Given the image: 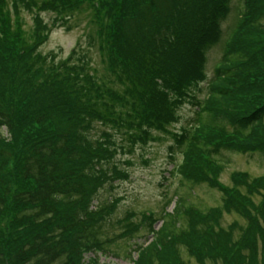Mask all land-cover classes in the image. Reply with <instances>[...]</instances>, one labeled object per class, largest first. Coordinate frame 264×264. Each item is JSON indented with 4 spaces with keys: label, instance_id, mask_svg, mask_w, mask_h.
<instances>
[{
    "label": "trees",
    "instance_id": "trees-1",
    "mask_svg": "<svg viewBox=\"0 0 264 264\" xmlns=\"http://www.w3.org/2000/svg\"><path fill=\"white\" fill-rule=\"evenodd\" d=\"M230 2L0 0V264H84L86 252L118 257L101 235L117 201L100 195L128 179L118 156L129 150L109 132L94 138V126L132 148L177 122L206 80L205 53L219 41ZM83 5L93 11L98 50L120 91L99 82L75 51L64 60L40 52L52 28ZM21 12L33 15L28 36ZM41 13L53 15V27ZM231 33L208 98L190 102L192 121L171 134L169 148L182 160L168 174L217 189L222 205L201 212L176 198L171 213L126 222L118 238H133L143 224L151 239L133 250V264H187L184 253L196 264H264V177L233 173L229 187L219 182L223 151L264 158V0H243ZM223 212L246 222L236 239L235 223L220 226Z\"/></svg>",
    "mask_w": 264,
    "mask_h": 264
},
{
    "label": "rangeland",
    "instance_id": "rangeland-1",
    "mask_svg": "<svg viewBox=\"0 0 264 264\" xmlns=\"http://www.w3.org/2000/svg\"><path fill=\"white\" fill-rule=\"evenodd\" d=\"M242 1L231 0L230 12L220 24L222 34L219 41L205 53L206 80L200 83L197 89L192 90L191 101L193 102L204 100L208 92L207 82L212 79L213 68L220 60L223 42L229 37L239 18ZM40 16L46 25L53 27L51 13H41ZM32 18V14L20 13L21 29L27 36L32 29ZM98 29L97 21L93 19L92 9L89 5H83L78 11L72 13L66 25L52 28L47 40L40 47V52L46 56L53 55L55 60H64L72 51H75L77 56L84 57L89 63L91 72L99 82L120 91V85L113 83V77L103 63L104 59L98 50ZM191 101H187L178 109L177 122L169 125L164 133L153 132V139L144 146L136 143L130 148L121 134L116 136L118 133L112 132L107 127L97 124L94 126L91 133L94 138L103 131L109 132L113 135V140H117L125 151L129 150V153L125 152L118 156L119 167L128 173V179L118 182V186L113 191H103L100 195V199L104 202H109L111 199L117 201L116 208L110 216V222L102 228L101 235L103 239L108 240L105 243L108 251L118 256L117 258L105 257V259L102 257L99 261L101 264H130L128 254L131 252L130 256H134L133 250L139 246L145 247L150 239L147 237V228L143 224L133 238L120 239L117 236L123 230L122 225L126 222L137 224L146 213L158 218L162 208L166 213H171L176 198H182L184 207L190 206L201 212L221 207L222 193L217 189H211L205 184L192 185L181 180L176 174L172 176L168 174L173 166L182 160L175 148L173 153L169 152V148L175 147L171 134L180 132L192 121L196 108L190 104ZM1 131L4 135L5 131L3 129ZM220 161L224 169L219 182L227 187L231 185L230 177L233 173H246L251 179L264 177V158L258 153L240 154L223 151ZM167 201L168 203L165 204ZM253 201L257 204L260 202V197L254 196ZM234 223L237 225L233 231L234 239H236L239 229L245 227L246 222L233 213L223 212L220 226L227 229ZM160 225L161 220H157L153 227L157 230ZM182 258L187 264H196L194 259L188 258L185 253L182 254Z\"/></svg>",
    "mask_w": 264,
    "mask_h": 264
}]
</instances>
